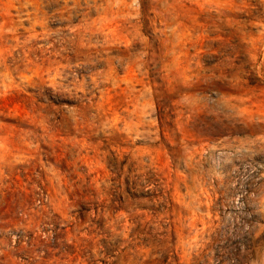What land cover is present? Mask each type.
<instances>
[{
	"label": "rangeland",
	"instance_id": "obj_1",
	"mask_svg": "<svg viewBox=\"0 0 264 264\" xmlns=\"http://www.w3.org/2000/svg\"><path fill=\"white\" fill-rule=\"evenodd\" d=\"M0 264H264V0H0Z\"/></svg>",
	"mask_w": 264,
	"mask_h": 264
}]
</instances>
